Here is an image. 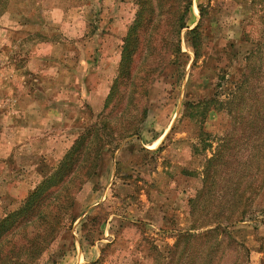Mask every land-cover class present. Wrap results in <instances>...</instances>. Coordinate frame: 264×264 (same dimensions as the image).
<instances>
[{
    "label": "rangeland",
    "instance_id": "obj_1",
    "mask_svg": "<svg viewBox=\"0 0 264 264\" xmlns=\"http://www.w3.org/2000/svg\"><path fill=\"white\" fill-rule=\"evenodd\" d=\"M200 2L204 54L193 65L185 28L182 65L168 56L156 61L160 69L147 92L139 89L141 101L126 111L131 121L142 119L139 132L122 137L102 129L112 143L102 147L94 175L74 172V205L37 264H264V179L252 142L261 135L256 114L264 103V0H193L190 28L200 20ZM135 13L136 0H0V220L24 204L81 134L124 107L117 97L105 103ZM139 64L140 54L133 71ZM236 83L244 85L237 91L242 102L238 96L229 103ZM199 99L228 103L209 101L204 120L191 119L186 102ZM221 144L229 155L212 161L210 211L231 200L230 189L221 190L230 184L226 175L245 164L239 193L247 213L221 218L218 235L206 239L201 233L218 223L192 229L200 222L191 204ZM188 229L199 234L198 243L174 251Z\"/></svg>",
    "mask_w": 264,
    "mask_h": 264
},
{
    "label": "trees",
    "instance_id": "obj_2",
    "mask_svg": "<svg viewBox=\"0 0 264 264\" xmlns=\"http://www.w3.org/2000/svg\"><path fill=\"white\" fill-rule=\"evenodd\" d=\"M198 8L200 10V20L193 28H190V21L194 14L193 0H136L135 17L123 38L122 58L118 74L113 80L105 103L107 108L109 103L117 97L118 103H125L124 107L114 117L101 118L98 123L90 126L87 132L81 134L60 160L58 166L52 168L28 195L24 204L0 220V264H37L39 262L48 243L52 242L56 232L58 233L60 226L63 224L65 215L74 205L75 195L72 194L74 191H72V185H75L78 175L74 172L78 167V169L85 170L86 177H91L97 172L96 168L102 147L106 146L107 142L112 143L111 140L107 141L101 137L103 128L110 126L112 132H122V137L139 132V124L142 119L139 122L131 121L132 119L126 115V111L130 105L141 101L140 97L135 96V93L139 94V89L142 92H147L145 84L160 69V63L157 64L156 61L160 62L164 56H168L170 63L179 65V67L182 65L183 61L181 59L188 54L182 48V31L185 28H188L185 41L194 54L193 65L201 58L204 54L203 50L207 37L203 28L206 7L203 2H200ZM158 36L161 37V45ZM138 54H140V64L138 70L133 71L134 59ZM253 54L254 51H251L247 61H251ZM122 84H127L125 92L120 91V85ZM243 86L242 83H236V86L230 90L227 94L229 103H232L238 96L239 101L242 102L244 93L240 97V92L237 91H239V88L243 89ZM125 96L127 97L126 102L124 101ZM209 101L199 99L197 104L187 101V116L191 119L204 120L203 116L209 110ZM213 101L210 102L215 103L216 107L217 104L220 107L228 103L225 100L219 101V99ZM258 108L256 116L260 117L262 122L257 120L258 124L255 128L256 132H260L261 135L257 133V139L252 142L255 151H259L257 152L260 155L258 169H261L264 179V103ZM146 113L147 107H144L143 119H145ZM127 119L128 121L125 122ZM122 125L125 126L123 131ZM244 144L250 146L252 143L245 141ZM94 149L98 151V155H91ZM219 153L223 155V158L229 155L225 153L221 144L214 157L207 159L206 162L209 164L203 170V189L198 191L191 204V214L194 215L193 220L200 222L192 226V229L206 226L211 222L218 223L215 228L201 233L206 239L212 235H218L221 222H224L220 220L221 218L242 220L247 213L246 206L248 204L241 200L243 193H239L242 175H247L249 172V168L245 164H243V167L237 166L235 169H231L226 175L230 184H225L221 190L230 189L232 193L231 200L228 199L225 205H219L218 210H215V212L210 211L209 195L214 185L210 181L216 175L211 169V164ZM231 162V160H224L222 165L227 168ZM76 163L77 166L75 167ZM73 167H75L74 170ZM69 176L70 178L66 180ZM206 192L208 193L207 197ZM44 194L46 195L43 196ZM21 216L23 218L18 221ZM19 233L22 234L21 241L14 240ZM217 237L215 242L209 243L211 248L208 251L216 249ZM198 240L199 234L192 233L190 229L182 231L178 235L173 250L176 251L181 244L183 249H187L192 247L193 244H197Z\"/></svg>",
    "mask_w": 264,
    "mask_h": 264
}]
</instances>
